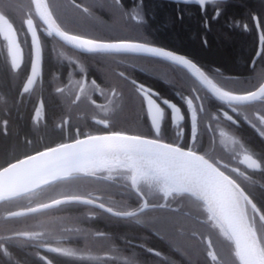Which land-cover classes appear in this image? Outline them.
<instances>
[{
    "label": "flooded vegetation",
    "instance_id": "1",
    "mask_svg": "<svg viewBox=\"0 0 264 264\" xmlns=\"http://www.w3.org/2000/svg\"><path fill=\"white\" fill-rule=\"evenodd\" d=\"M15 1L18 4L14 3ZM160 1L174 5L177 10L187 6H195L199 8V12L203 16L212 15L213 18H216L221 11L222 2L225 0H216L214 3H208L205 6L168 0ZM43 2L48 12H50L45 0ZM69 2L76 7L79 5L81 9L84 7L78 1L69 0ZM29 12H31V18H33L34 28L42 49V65L40 81L36 82L31 91L23 92L22 86L29 75L32 61V40L27 25L25 24ZM0 13H3L8 22L13 25L14 38L20 47L19 66L13 68V57L9 43L13 37L8 32L7 25L0 23V60L18 83V100L22 101L25 107L27 104L30 107V126L32 124L35 128L45 127L46 110L42 100L41 90L38 92L36 86L42 83L43 67L47 56L50 55L48 49L56 47L58 44H63L48 34V30L35 15L30 0L29 7L23 5L22 0H0ZM52 18L61 29L53 15ZM252 20L254 22V30L258 35L255 22L257 21L259 25V21L254 15L252 16ZM204 27L207 29L206 24ZM242 29L247 31L249 28L246 24H242ZM259 29L264 40V27H260L259 25ZM61 31L63 30L61 29ZM80 37L105 43L131 41L169 50L159 44L149 41L146 42L147 40L144 41L142 39L137 41L127 40L126 37L124 39L116 37L114 40L101 39L102 37L99 36ZM263 46L264 41L262 49ZM169 51L174 52L172 50ZM89 59L97 58L91 57ZM108 60H111L113 63L109 65L111 69L108 67L110 70H108V74L106 73V78L103 77L101 72L99 73L93 69V67L88 65L83 66L81 64L83 61L74 55L61 60L60 66L72 75L74 80H76L77 86L66 89L59 88L56 89V92L62 91L65 95L70 96L73 102L77 100V96H85L91 103L85 109L75 110L73 108L65 112L61 119H59L57 128H61L63 131V143L72 142L88 136L111 134L113 132H122L130 135L143 134L151 137L153 133L150 132V120L146 116L143 97L135 90V86L131 83V81L135 80L137 84H142L153 92L158 93V96L154 97V99L166 109V119L162 122L160 138L164 142L177 143L185 149L190 147L195 148L201 155L218 159L222 164H229V169H224L226 173L233 175L241 183V186L245 187L251 193L254 198V203L264 210V134H262L264 133V124H261L258 119L259 116L264 115V100H258L245 105H234L237 108V112H233L227 103L220 102L210 96L207 90L182 68L181 71L175 70L176 72L171 74L170 83L166 88L162 89L159 87V82L162 80L160 81L158 75L150 71H145L138 65L133 64L129 59L112 56ZM81 67L83 71L86 68V71H81ZM121 72L124 73L123 77L120 76ZM93 80L96 81L98 87L92 85ZM86 81L89 87L84 88V91L81 92V84ZM263 82L264 80L250 91H255ZM124 85H129V87H124ZM192 87L200 89V95L204 97L203 104L206 109L205 113L198 114L199 142L195 145L190 141V112L187 108L186 100L183 99V97L192 98ZM113 91L116 93L115 96L112 95ZM247 92L233 93L243 95ZM131 99L136 102L135 105H131ZM163 99H167L170 103L179 107L181 109L180 115L184 118L173 122L167 115L170 110L162 104ZM121 101L127 103L118 105L117 103ZM34 102L35 105L33 107L32 104ZM199 103V101L196 102L197 106ZM224 112H228L237 123L233 124L231 121H228L223 115ZM101 120L107 121V126L97 122ZM176 125H179L180 129L183 130V136H177L178 129ZM221 133H224V135H221ZM246 155L251 156L252 159H255L257 163L261 164V169H252L248 167L247 163H242ZM231 167H237L249 179L237 177L234 173L230 172ZM81 174L83 173H76L74 176ZM141 186L145 188L143 199L137 195L132 185L130 186L133 192L139 197V203H137L139 206L133 212L141 209L145 202L147 206L153 207L142 213L158 208L172 209L181 206L183 201L187 200L186 196L172 194L163 199V201H159L157 197H153L154 195H152L156 194V192L158 193L156 189L148 190L146 186ZM53 187L35 190L0 203V245H2L0 247V264H143L142 260L144 258L149 259L150 257L148 256L156 255L154 249L141 242H126V245L129 246L125 247H120L121 244L117 242H114L112 245L111 241L113 237L110 233V230L118 227L138 231L140 233V239H144V237L149 238L150 236L161 237L154 230L157 222L155 216H141L140 214L142 213H140L123 219L111 215L108 217L91 215L87 217L91 225L87 227L86 231L84 227H75V216L73 217L74 224L72 228L67 227L65 229L64 220H68L69 217L63 216L62 212L64 211V205L71 204L59 205L26 216L14 217L10 215L12 212L29 210L63 197L78 196L99 204L103 203L106 207L112 205L110 195L95 191H89L82 196L58 195L51 190ZM121 192H124V190L121 189ZM73 205L83 204L75 203ZM83 206L103 212L88 205ZM249 215H251L250 209ZM189 234L192 233L189 232ZM132 245H137L139 248H134ZM52 249L68 250L75 253V255L66 256L62 252H54Z\"/></svg>",
    "mask_w": 264,
    "mask_h": 264
},
{
    "label": "trees",
    "instance_id": "2",
    "mask_svg": "<svg viewBox=\"0 0 264 264\" xmlns=\"http://www.w3.org/2000/svg\"><path fill=\"white\" fill-rule=\"evenodd\" d=\"M75 1L82 3L83 9L87 8L88 11L73 6L69 0H45L58 25L70 35L99 36L101 39L113 40L116 37H126L127 40L142 39L159 44L186 56L209 78L231 92L250 91L264 80V46L261 55L250 68L258 42L252 16H256L260 27H264L263 0H225L216 18L212 15L203 16L195 6L177 10L174 5L160 0H120L121 3L115 0ZM14 3L18 4L16 1ZM22 4L29 7V0H22ZM133 16H138L140 22L134 20ZM242 24H246L249 29L244 31ZM58 45L48 49L50 55L43 67L42 83L36 86L38 92L41 90L46 110L45 127L30 126V107L28 104L25 107L18 100V83L0 60V169L23 157L63 144V131L57 128L59 119L73 108L81 110L91 104L85 96L73 102L62 91L56 92L59 88L77 86L72 75L60 66L61 60L74 55L83 61V66L93 67L106 78L105 75L111 69L109 65L113 63L108 58L124 57L145 71L158 75L160 81H163L159 82L162 89L170 83L171 74L175 70H182L175 64L151 56L79 53ZM91 57L97 59H89ZM81 87L88 88V82L81 84ZM126 103L121 101L117 104ZM130 103L136 104L133 99ZM34 105L35 102L32 106ZM51 186H54L51 190L58 195L82 196L89 191L110 195V207L115 211H133L139 206V197L130 187L131 180L126 170H118L110 176L105 170L99 169L94 174L83 173L39 189ZM152 195L159 201L164 199L159 192ZM186 198L181 206L172 209L158 208L140 214L155 216L157 222L154 230L161 237L140 239V233L134 229L114 227L110 230L113 237L111 244L117 242L121 244L120 247H125L129 246L126 242H141L159 253L148 256L149 259L144 258L143 264H239L232 243L218 228L203 223L207 214L190 198ZM62 213L69 217L64 220L65 229L72 228L75 216V227H84L86 231L91 225L87 217L109 216L95 209L73 204L64 205ZM209 239L213 243L212 249L208 248ZM132 247L139 248L137 245ZM209 251L216 253V261L209 256Z\"/></svg>",
    "mask_w": 264,
    "mask_h": 264
},
{
    "label": "snow or ice",
    "instance_id": "3",
    "mask_svg": "<svg viewBox=\"0 0 264 264\" xmlns=\"http://www.w3.org/2000/svg\"><path fill=\"white\" fill-rule=\"evenodd\" d=\"M116 2L120 3V0H116ZM185 2H188V0H185ZM195 2L205 6L208 3H214L215 0H195ZM33 3H35L39 12L41 8L39 0H33ZM83 11L87 12L88 9L84 8ZM40 16L48 24L49 35L54 32L77 49L104 53H146L153 57L164 58L182 65L191 72L200 85L207 89L212 96L227 103L233 112H237V108L234 105L250 104L257 100H264V84H261L257 91H249L243 95L234 94L231 91L224 90L218 83L201 71L196 64L183 56L175 55L170 51L151 47L144 43L131 41L105 43L77 35H69L65 31H61L55 24V21L52 20L51 12H41ZM132 18L138 23L140 22L138 16H133ZM0 23L7 25L8 32L13 37L9 43L13 57L12 66L16 68L19 66L20 47L14 38L13 25L8 22L3 13H0ZM25 24L31 30L32 44L35 49V60L32 62V73L35 76L40 62V44L34 30L31 12H29ZM80 70L83 71V68L81 67ZM120 76L123 77L124 73L121 72ZM32 83V79L29 78L28 84ZM131 83L143 97L146 116L150 120V132L153 133L151 137L143 134L130 135L122 132H113L104 136H88L87 139L77 140L74 144H63L59 148L50 149L49 152L40 153V157L48 158V162L40 166L31 163L38 160V157L35 156L19 161L5 169V172L10 174L8 184L10 186H19V188H12L10 194L17 195L19 190H31L32 187L38 186L41 181L44 183L49 182V178H67L71 177L73 173L90 175L100 168L111 170L114 167H119L129 173L131 185L142 199L145 195V188L141 185L146 186L148 190L156 189L165 197L179 194L190 198L197 204L199 209L207 214L203 223L208 224L212 228H218L227 240L234 244L235 256L238 258L239 264H264V210L254 203L251 193L245 187H242L241 183L233 175L226 173L224 169H229V164H222L218 159L201 155L195 148L185 149L177 143L164 142L160 137L162 122L166 119V109L154 99V97L158 96V93L153 92L142 84H137L135 80L131 81ZM92 85L98 87L95 80L92 81ZM24 91H28L27 86H25ZM83 91L84 88L81 87V92ZM191 92L192 98L183 97V99L186 100L187 108L190 112V141L195 145L199 142L198 114L205 113L206 109L203 104L204 97L200 95V89L192 87ZM112 95H116L115 91H113ZM76 99L79 100L80 97L77 96ZM197 101L200 102L198 106L196 104ZM162 104L170 110L167 115L173 122L184 118L180 115L181 109L175 104L170 103L167 99H163ZM223 115L233 124L237 123L228 112H224ZM258 119L261 124H264V115L259 116ZM97 122L107 126V121L101 120ZM253 126L255 127V125ZM176 127L178 129L177 136H183V130L180 129V126L176 125ZM221 135H224V133H221ZM242 163H247L248 167L252 169H261V164L248 155L244 157ZM230 172L237 177L249 179L237 167H231ZM3 198L4 196L0 192V199ZM68 199L87 204L93 203L92 200H82L78 196L69 197ZM62 202L61 200H54L53 204L59 205ZM51 206L49 204L42 205L44 208ZM98 207L118 217L137 215L133 211H115L111 207H106L103 203H100ZM249 209L251 210V215H249ZM29 211H36V209H29ZM10 215L19 216L22 213L12 212ZM207 244L209 249L213 248V243L210 239ZM52 251H60L66 256L75 255V253L63 249H52ZM208 254L213 261L217 260L215 252L209 251ZM156 255H159V253H156Z\"/></svg>",
    "mask_w": 264,
    "mask_h": 264
},
{
    "label": "water",
    "instance_id": "4",
    "mask_svg": "<svg viewBox=\"0 0 264 264\" xmlns=\"http://www.w3.org/2000/svg\"><path fill=\"white\" fill-rule=\"evenodd\" d=\"M30 1H31V5H32V8H33V11H34L35 15L37 16V18L39 19V21L42 23V25H43V26L49 31L48 24L45 23L44 20H43V19L41 18V16H40V13L43 12V10L40 8V10H39V12H38L37 9H36V5H35V3H33V0H30ZM168 1H172V2H180V3H184V4L200 5L199 3L195 2V0H188V2H185V0H168ZM215 1H216V0H215ZM263 1H264V0H263ZM39 3H40V1H39ZM255 25H256V28H257V31H258V46H257V51H256V53H255V56H254V58H253V60H252V62H251V68H252L254 62L257 60V58H258V57L260 56V54H261V51H262V44H263V41H264V40H263V37H262V34H261V32H260L259 25H258L257 21L255 22ZM27 29H28V28H27ZM34 30H35V28H34ZM28 31H29V33H30L31 40H32L31 30L28 29ZM35 31H36V30H35ZM36 34H37V33H36ZM52 36H53L54 38H56L59 42H61L63 45H65L66 47H68V48H70V49H72V50H74V51L80 52V53H104V52H87V51H83V50H80V49L75 48V47H74L73 45H71V44H68V43L65 42L62 38H60L59 36H57L54 32L52 33ZM37 39H38V36H37ZM38 41H39V39H38ZM109 43H115V42H109ZM39 44H40V42H39ZM31 45H32V61H31V68H30L29 75H28V77L26 78V80H25V82H24V84H23V86H22V91H23V92H25V91H24L25 86L28 87V91H31V90L34 88L36 82H37V81H40V78H41L42 49H41V46H40V62H39V66H38L37 73H36L35 76H33V73H32V62L35 60V49H34V46H33L32 42H31ZM149 46H151V45H149ZM151 47H156V46H151ZM157 48H160V47H157ZM162 49H163V48H162ZM164 50H166V49H164ZM166 51H169V50H166ZM170 52H171V51H170ZM111 53H117V52H111ZM119 53H120V54H138V55L151 56V55L146 54V53H131V52H119ZM172 53L175 54V55H179V54L174 53V52H172ZM179 56H182V55H179ZM151 57H153V56H151ZM183 57H184V56H183ZM155 58L163 59V60H165V61H168V62H170V63H172V64H175V65L179 66L180 68H182V69H183L184 71H186L191 77H193V78L196 80V78L191 74V72H190L188 69H186L184 66H182V65H178V64H176V63H174V62H172V61H170V60L164 59V58H160V57H155ZM184 58H186V57H184ZM186 59H187V58H186ZM188 60H189V59H188ZM190 61H191V60H190ZM191 62H192V61H191ZM192 63H193V62H192ZM29 78L32 79V81H33L32 84H28V80H29ZM196 81H197V80H196ZM198 82H199V81H198ZM262 84H264V82H263ZM259 87H260V86H259ZM259 87H258L255 91H257V90L259 89ZM206 90H207V89H206ZM207 92H208V91H207ZM208 93H209V92H208ZM209 95L212 96L211 93H209ZM212 97H213L214 99L218 100V99L215 98L214 96H212ZM218 101H220V100H218ZM257 101H258V100H257ZM220 102H223V101H220ZM254 102H256V101H254ZM223 103H225V102H223ZM251 103H253V102H251ZM243 105H245V104H243ZM105 135H109V134H105ZM97 136H104V135H97ZM85 139H87V137H86V138H82V139H78V140H85ZM76 141H77V140L72 141V142L63 143V144H74ZM63 144H58V145H56V146H54V147H52V148H49V149H46V150H43V151L37 152V153H35V154H32V155H29V156L23 157V158H21V159H19V160H17V161H14V162H12V163L6 165L5 167H3V168L0 169V180H1L2 178H4V177L10 175L9 173L5 172V169H6V168H9L12 164L18 163L19 161L27 160L29 157H32V156L38 157V160H37V161L31 162V163L36 164L37 166H40V165H42L43 163L48 162V158H47V157H40L39 154H40V153L49 152L50 149L59 148V147H60L61 145H63ZM75 174H76V173H73L72 176H74ZM72 176H71V177H72ZM71 177H67V178L60 177V178H57V179H50L49 182H47V183L41 182V183H39L38 186L32 187L31 190H21V191H19V194H17V195H12V194H10V192L2 193L3 196H4V198H3V199H0V203H1V202H4V201H7V200H10V199H13V198H16V197H19V196H22V195L27 194V193L33 192V191H35V190H37V189H39V188H41V187H44V186H46V185L51 184V183H55V182H58V181H62V180H65V179H68V178H71ZM68 198H69V197H63V198L57 199V200H61V201H63V202H62L61 204H59V205H64V204H75V203H76V204H83V205H88V206H91V207L97 208V209H99V210H101V211H103V212H105V213H107L108 215H111V216H113V217L123 218V219H124V218H128V217H118V216H114V215H112L111 213L105 211L104 209L99 208V207H98L99 203H96V202H94V201H93L92 204H87V203H83V202H81V201L69 200ZM82 200H88V199H86V198H82ZM48 204H49V205H52V206H51V207H48V208H44V207H42V205H41V206H38V207L32 208V209H36V211H29V210L19 211V213H22V215L14 216V217H20V216H26V215H30V214H35V213H39V212H42V211H45V210H48V209L54 208V207H56V206H59V205H54L53 202H50V203H48ZM145 205H146V202L144 203V205H143V207H142L141 209H139L138 211H136L137 215L140 214V213H142V212H144V211H146L147 209L153 207V206H145ZM231 243H232V242H231ZM232 245H233L234 250H235V246H234L233 243H232ZM237 260H238V258H237ZM238 262H239V260H238Z\"/></svg>",
    "mask_w": 264,
    "mask_h": 264
},
{
    "label": "bare ground",
    "instance_id": "5",
    "mask_svg": "<svg viewBox=\"0 0 264 264\" xmlns=\"http://www.w3.org/2000/svg\"><path fill=\"white\" fill-rule=\"evenodd\" d=\"M39 1H40L41 9L43 10V12H45V11L48 12L47 8H45V4H44L43 0H39ZM52 20H53V18H52ZM55 24H56V23H55ZM56 25H57V24H56ZM8 179H9V176H6V177H4V178H2V179L0 180V192H2V193H7V192H10V190H11L12 188H19L18 185L10 186V185L8 184ZM50 179H51V178H49V180H50ZM41 182H43V181H41ZM41 182H40V183H41ZM19 191H21V190H19Z\"/></svg>",
    "mask_w": 264,
    "mask_h": 264
},
{
    "label": "rangeland",
    "instance_id": "6",
    "mask_svg": "<svg viewBox=\"0 0 264 264\" xmlns=\"http://www.w3.org/2000/svg\"><path fill=\"white\" fill-rule=\"evenodd\" d=\"M102 170H105L106 171V174L107 175H110V176H113L118 170H124L122 168H119V167H114L112 168L111 170H107V169H104V168H100ZM160 193V192H159ZM162 194V193H161ZM163 195V194H162ZM170 195H168L167 197H169ZM164 197V195H163Z\"/></svg>",
    "mask_w": 264,
    "mask_h": 264
}]
</instances>
